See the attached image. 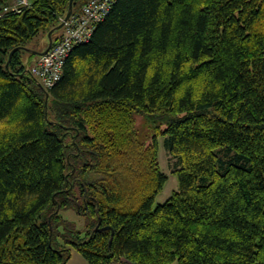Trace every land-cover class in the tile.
Here are the masks:
<instances>
[{"label": "trees", "instance_id": "trees-1", "mask_svg": "<svg viewBox=\"0 0 264 264\" xmlns=\"http://www.w3.org/2000/svg\"><path fill=\"white\" fill-rule=\"evenodd\" d=\"M69 1L0 17V264H264V0H117L47 90L7 64ZM135 114L167 120L149 145Z\"/></svg>", "mask_w": 264, "mask_h": 264}, {"label": "built area", "instance_id": "built-area-1", "mask_svg": "<svg viewBox=\"0 0 264 264\" xmlns=\"http://www.w3.org/2000/svg\"><path fill=\"white\" fill-rule=\"evenodd\" d=\"M116 1L88 0L81 9L73 10L67 20L65 16H60V23L64 22L62 29L53 38L50 49L30 65L28 73L45 89L53 88L63 76L64 65L71 51L77 45L91 40L97 25L106 19ZM31 6L32 0H16L11 8L0 12V17L7 12H20Z\"/></svg>", "mask_w": 264, "mask_h": 264}, {"label": "rangeland", "instance_id": "rangeland-1", "mask_svg": "<svg viewBox=\"0 0 264 264\" xmlns=\"http://www.w3.org/2000/svg\"><path fill=\"white\" fill-rule=\"evenodd\" d=\"M67 14V13H66ZM65 14V16H66ZM62 29V28H61ZM50 30L43 32L38 38H36L33 42H31L28 46L30 49H35L38 51H42L46 49L48 45V33ZM60 30L58 31V33ZM23 60L26 64V68L28 69L31 65L29 61L30 53H23ZM28 62V63H27ZM154 116L147 114H135V132L137 138L140 142L149 145L153 142L155 133L158 128H165L167 125V120L163 118L156 119ZM159 141V162L162 172H164L168 176V180L165 183L163 189L159 192V194L155 198V206L160 204H164L171 198L173 193L179 190V178L173 173V168L171 164L170 155L164 145V136L161 135L158 137ZM88 179V178H87ZM71 220L76 222V226L78 230H85V225L87 223V218L81 214H78L74 211H70L65 214ZM71 249V258L69 264H80V261L83 263H87L88 261L84 258V256L74 247L70 246ZM69 262V261H68ZM128 264V263H126Z\"/></svg>", "mask_w": 264, "mask_h": 264}, {"label": "water", "instance_id": "water-1", "mask_svg": "<svg viewBox=\"0 0 264 264\" xmlns=\"http://www.w3.org/2000/svg\"><path fill=\"white\" fill-rule=\"evenodd\" d=\"M74 2H75V0H70L69 1V7H68L67 14L65 16V20H67L71 16V14H72V12L74 10ZM63 25H64V22L60 23L58 26H56V27H54V28H52L50 30V32L48 33V45H47L46 49H44L42 51H38V50H35V49H30L28 47H18V48L13 49L11 54H10L7 66H9V62H10L12 54L15 52V50H17L19 48H21V49H23V50H25V51H27L29 53L38 55V56L44 55L50 49V47H51V45L53 43L54 33L59 31V30H61ZM37 82H38L39 85H41L39 81H37ZM48 99H49V97L47 95L46 101H48Z\"/></svg>", "mask_w": 264, "mask_h": 264}, {"label": "crops", "instance_id": "crops-1", "mask_svg": "<svg viewBox=\"0 0 264 264\" xmlns=\"http://www.w3.org/2000/svg\"><path fill=\"white\" fill-rule=\"evenodd\" d=\"M16 0H10L5 6H4V10L8 9V8H11L14 4H15ZM58 34V33H57ZM71 260H69V262L67 264L70 263ZM80 264H89L88 262L87 263H83L82 261H80ZM118 264H123V263H118Z\"/></svg>", "mask_w": 264, "mask_h": 264}]
</instances>
